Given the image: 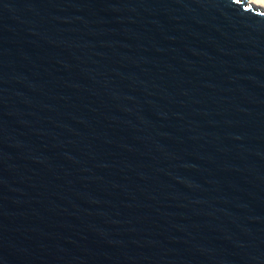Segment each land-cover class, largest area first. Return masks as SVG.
Segmentation results:
<instances>
[{
    "label": "water",
    "instance_id": "water-1",
    "mask_svg": "<svg viewBox=\"0 0 264 264\" xmlns=\"http://www.w3.org/2000/svg\"><path fill=\"white\" fill-rule=\"evenodd\" d=\"M0 264H264V11L0 0Z\"/></svg>",
    "mask_w": 264,
    "mask_h": 264
},
{
    "label": "bare ground",
    "instance_id": "bare-ground-1",
    "mask_svg": "<svg viewBox=\"0 0 264 264\" xmlns=\"http://www.w3.org/2000/svg\"><path fill=\"white\" fill-rule=\"evenodd\" d=\"M253 5L256 9H261L264 11V0H246Z\"/></svg>",
    "mask_w": 264,
    "mask_h": 264
}]
</instances>
